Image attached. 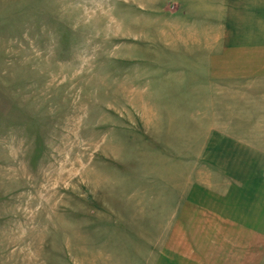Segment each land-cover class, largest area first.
I'll return each mask as SVG.
<instances>
[{
	"label": "rangeland",
	"instance_id": "obj_1",
	"mask_svg": "<svg viewBox=\"0 0 264 264\" xmlns=\"http://www.w3.org/2000/svg\"><path fill=\"white\" fill-rule=\"evenodd\" d=\"M213 4L226 5L0 0V264H154L150 255L167 250L148 244L144 206L166 189L179 204L200 186L244 205L234 244L201 241L207 264H264V0L232 10L231 55L254 84L240 81L235 100L171 91L183 50L216 28L198 13ZM222 136L237 158L212 146ZM207 153L252 180L230 182ZM198 215L220 232L218 214L188 216ZM224 248L226 260H209Z\"/></svg>",
	"mask_w": 264,
	"mask_h": 264
},
{
	"label": "crops",
	"instance_id": "obj_2",
	"mask_svg": "<svg viewBox=\"0 0 264 264\" xmlns=\"http://www.w3.org/2000/svg\"><path fill=\"white\" fill-rule=\"evenodd\" d=\"M219 1L221 2V4L225 1L226 5L218 7L216 6V4H213V10H210L208 14L207 12H204L206 14L203 13L202 6L198 11V13H201L200 20H216L215 23L212 24V26L216 28L208 31H204V29L199 30V44H193V46L189 44V46L185 48L186 50H183L184 54L182 62H180V64L178 63L177 66L174 67H179L180 69H182L181 72L178 71L173 75L174 77L179 76L181 78V83L177 82V84H174L173 88L171 87V91H173L174 94H180L182 97L180 96L179 98H181L182 100L193 99L200 101L206 99L217 101L218 99L230 100L231 98L232 100H235L234 93L237 92L235 86H237L240 81H244V78H240V76H249L254 73H239L241 69H244L243 65L239 66L238 63L233 60V57L235 56L231 55L233 52H236V49L234 48L237 45V41L233 37L239 35L236 32V25L233 24L236 15L232 13V10L236 8L238 10L239 7L244 5V3L256 2V0ZM218 8H222L223 10L218 12L216 11ZM209 9L211 8L209 7ZM206 11H208V9ZM227 24L230 25V28H223V25ZM244 36H246V34ZM188 37L190 39L193 36L189 34ZM192 39L193 38H191L190 41H196L195 39ZM244 42H246V44L249 43L247 39L244 40ZM227 53H229L228 60H226L228 58L226 57ZM203 57L204 59H201ZM245 67L247 68V70H252L255 65L254 67ZM244 82H250L247 83L246 87L254 84L252 80H246ZM191 94H199V96L194 97V95ZM222 95H225L226 97ZM218 130L220 129L218 128L214 131ZM221 131L230 132L224 129H221ZM214 143L215 141L213 142V144ZM213 144L212 146H216V148L220 147L222 149L221 151L225 152V156L230 159H232L233 157L235 159L239 155L233 152V147L231 148L232 140L224 138L223 136L218 139L217 144ZM224 149H226V151H224ZM240 152H242V156L245 155L244 151L241 150ZM208 155L209 154L207 153L205 159L208 158ZM223 161L221 162L220 160L219 162L213 159L210 160V164L219 167L221 165L223 169L225 168V177L228 178L230 182H233V180L238 181L243 179H247L248 181L252 180V178H249V172L247 171L246 174L242 173L238 176H234V174L231 173V170L227 166L228 161ZM239 176L243 179L239 178ZM205 189L206 188L200 186L198 189H196L193 195L188 194L189 196H186V198L185 194L183 193V201L179 200L180 202H183L181 204L180 202L179 204H174L175 196L177 195H175V193H173L171 189L164 190L165 197L163 194H161L163 198H160L159 200V198L157 197L154 198V201L153 198H150V194L153 193V191L157 190H149L150 194L148 198L146 197V199L149 200L150 198V202L145 205L146 207L144 206L143 209V212H147L150 214L149 220H151L150 231L152 232L151 235H153V237L151 238V242H148V244L158 245L160 243V245H166L167 250L166 253L160 252L150 255V258L152 261H154V264H207L206 261L208 257L203 255L201 248L204 243H201V241L203 242L206 240H210V238L214 239L216 237L215 239L217 241H214L219 242V245H222L223 243H225V245H232L235 243L234 241L238 235V228L241 223L240 221H242L239 220L240 216H238V213L241 211V208H244V205L239 207V203L235 202V195L225 198L222 197L221 201H219V196L216 198L213 195H210V193H207V190ZM216 194L218 193L216 192ZM151 197H153V194H151ZM196 211L198 212V214L206 212L218 214V217H220V221L217 222L218 224L214 225L215 227L219 228L220 232L213 234L210 231L209 233H207L205 228L210 229V227L212 226L210 225L208 227L207 221H203L204 219H201L200 215H198L199 220L197 219L194 222H191L188 215L191 212L196 213ZM171 212L180 214L176 217L173 215L169 216ZM159 229V232H162L161 235H164L160 238L156 237L159 235ZM176 230H179V232L177 231V236ZM194 230H198V232H195ZM223 239H225V241ZM180 244H182L183 249L181 251H178L174 246ZM226 252L228 251L225 248L222 251H219V249H213V252H211L210 254L209 260L212 259L214 262L221 260L223 261L224 259L226 260L228 257L225 255ZM235 255L236 256L234 259L230 252V260L234 259V261H237L238 254L236 253Z\"/></svg>",
	"mask_w": 264,
	"mask_h": 264
}]
</instances>
